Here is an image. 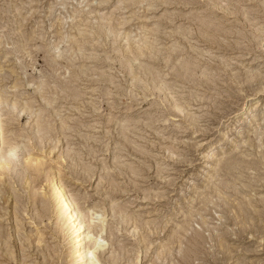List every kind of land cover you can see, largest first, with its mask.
<instances>
[{
    "label": "rangeland",
    "instance_id": "rangeland-1",
    "mask_svg": "<svg viewBox=\"0 0 264 264\" xmlns=\"http://www.w3.org/2000/svg\"><path fill=\"white\" fill-rule=\"evenodd\" d=\"M0 91L44 163L17 198L4 184L0 264H74L22 189L46 194L50 168L89 207L98 264H264V0H0Z\"/></svg>",
    "mask_w": 264,
    "mask_h": 264
},
{
    "label": "bare ground",
    "instance_id": "bare-ground-1",
    "mask_svg": "<svg viewBox=\"0 0 264 264\" xmlns=\"http://www.w3.org/2000/svg\"><path fill=\"white\" fill-rule=\"evenodd\" d=\"M158 82H160V81H157V83ZM158 85H161V84L159 83ZM162 87H163V85H162ZM163 88H165V87H163ZM159 90H161V89L159 88ZM165 92H166V90H165ZM6 95L7 94H5L3 91H0V198L1 199L3 198V201L5 203L8 201V198H7L8 196H5V195H6V193H9V191H7L8 189H6V186L4 185L6 181H8L9 190H11V194H13L16 197V192L13 189V187H11L13 185V184L11 185V183H14L16 180H18V182H20L23 178L26 179L27 178L26 176H28L27 175L28 171H30L29 174H32L34 177V178L32 177L34 179L32 183L37 182L38 180L41 179V174L44 171V163L41 160V158H39V156L38 157L37 156H31V155L29 156L30 153L28 154V151H27V141H29V142L34 141L37 144L40 141L41 136H42L41 135L42 131L39 128H41V127H37L38 124L34 123V125H36V126H33L32 128L31 127L30 128H24L23 134H21V133L20 134H12L10 131L11 135H9L8 131L5 128L2 111L6 110L9 113H12L16 110H17V112H20V111L26 112L27 106L25 105V103L22 105H20L21 104L20 103L19 104L20 106H19L16 101L9 99L10 97L8 98ZM256 103H258V102H256ZM173 104H174V102H173ZM247 104L244 103L243 108H242V113H244V111L246 110V107H248ZM254 106H255V104H254ZM263 119L264 118H262V120ZM44 130H46V129H44ZM42 140H41V142H42ZM209 150H207V151H209ZM66 153H67V151H66ZM201 154H202V156L205 155V156H208L209 158H213V157L216 158V156H217L216 154H212V153L209 155L205 150H203L201 152ZM70 158H71V156H70ZM217 159L219 161L221 160V158L220 159L217 158ZM217 159H216V161H217ZM59 174H60L59 171L51 169V168L49 169V171L46 175L47 177L45 178L46 182H47V186H48V191L46 194L45 193L39 194L38 188L36 187L37 185L31 186V183H29V181L26 182L27 186L23 187V188L21 187L23 189V191L24 190L27 191V189L30 190V194L28 196L26 203L32 201L31 202L32 204L35 203V204H33V205H35L34 208H37V204L40 202L38 204V206H40L39 207L40 209L47 210L50 208L49 209L50 213L53 214L55 216V219H56V229H57L58 233L61 234L62 240H67V243L70 244V250H71L70 256L72 257V261L74 262V264H98L96 262V258L93 256V252H92L93 250H97L98 246H99L97 244V242L95 241L94 236H93V233L96 232L97 230L95 229L96 224L95 223L92 224L91 219L88 216L89 210L87 211V208H89V207H87V208L84 207L83 200L78 196L77 193H75L73 190H69L65 186V184L63 183V180L61 179ZM40 181H42V180H40ZM27 187H29V188H27ZM36 198H37V200H36ZM26 203L23 205L24 208H23L22 212L26 211V208H27ZM16 205L17 204L15 203L13 206L14 209H15ZM105 206H107L106 207L107 212L110 211L111 216L112 217L115 216L114 217V218H116L115 224L117 226H121L123 224L124 225L128 224L130 219L125 217L124 214H121V212L119 213V211L116 212L115 211L116 209L112 208V206L111 207L108 206V204H105ZM15 210H17V209H15ZM4 214H6V213H4ZM35 215L37 216V214H35ZM89 215H90V213H89ZM33 216H34V214H33ZM134 224L132 225L133 231L136 229V226H134ZM97 227H98V225H97ZM135 231H134V233H135ZM39 241H42V240H40L39 237L35 238V242H39ZM0 247L2 248V251L5 254V256H7V258H9V259L14 258L13 253L11 251H9L7 242L5 241L4 235L2 234L1 225H0Z\"/></svg>",
    "mask_w": 264,
    "mask_h": 264
}]
</instances>
